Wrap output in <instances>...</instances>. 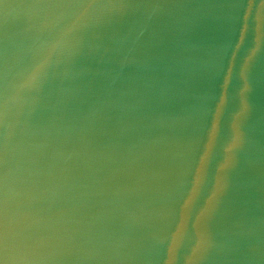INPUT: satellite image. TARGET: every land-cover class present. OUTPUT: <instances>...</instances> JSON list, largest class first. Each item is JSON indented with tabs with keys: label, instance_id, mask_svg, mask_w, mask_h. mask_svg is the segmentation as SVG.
<instances>
[{
	"label": "water",
	"instance_id": "water-1",
	"mask_svg": "<svg viewBox=\"0 0 264 264\" xmlns=\"http://www.w3.org/2000/svg\"><path fill=\"white\" fill-rule=\"evenodd\" d=\"M0 264H264V0H0Z\"/></svg>",
	"mask_w": 264,
	"mask_h": 264
},
{
	"label": "clouds",
	"instance_id": "clouds-1",
	"mask_svg": "<svg viewBox=\"0 0 264 264\" xmlns=\"http://www.w3.org/2000/svg\"><path fill=\"white\" fill-rule=\"evenodd\" d=\"M43 66H44V65L41 64V65L38 67L37 71H38V72H41V71L43 70Z\"/></svg>",
	"mask_w": 264,
	"mask_h": 264
}]
</instances>
